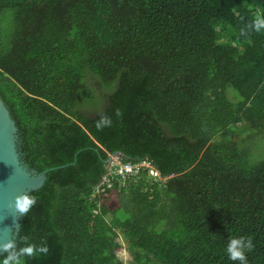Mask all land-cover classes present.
<instances>
[{
	"label": "trees",
	"instance_id": "trees-1",
	"mask_svg": "<svg viewBox=\"0 0 264 264\" xmlns=\"http://www.w3.org/2000/svg\"><path fill=\"white\" fill-rule=\"evenodd\" d=\"M0 97L48 170L0 257L123 264V236L128 264H239L242 237L264 264V0H0ZM115 153L161 179L103 183Z\"/></svg>",
	"mask_w": 264,
	"mask_h": 264
},
{
	"label": "water",
	"instance_id": "water-1",
	"mask_svg": "<svg viewBox=\"0 0 264 264\" xmlns=\"http://www.w3.org/2000/svg\"><path fill=\"white\" fill-rule=\"evenodd\" d=\"M20 144L18 126L0 97V255L21 228L22 215L14 207V198L39 189L47 178L48 170L38 172L24 161Z\"/></svg>",
	"mask_w": 264,
	"mask_h": 264
},
{
	"label": "clouds",
	"instance_id": "clouds-1",
	"mask_svg": "<svg viewBox=\"0 0 264 264\" xmlns=\"http://www.w3.org/2000/svg\"><path fill=\"white\" fill-rule=\"evenodd\" d=\"M110 120L107 117H101V120L97 123V127H101L110 124ZM35 203V199L29 195L27 191L20 192L14 198V207L19 214H24L28 211L29 207ZM12 242L4 245L7 249L11 247ZM252 247L251 240H245L242 237L232 238L229 240L226 246V252L228 254V259L232 261H239V264H247V258L245 255V250ZM47 251L46 246H37L30 242H25V244L18 249L9 253L6 256L0 257V264H24V257H29L35 253H43Z\"/></svg>",
	"mask_w": 264,
	"mask_h": 264
},
{
	"label": "rangeland",
	"instance_id": "rangeland-1",
	"mask_svg": "<svg viewBox=\"0 0 264 264\" xmlns=\"http://www.w3.org/2000/svg\"><path fill=\"white\" fill-rule=\"evenodd\" d=\"M229 97L231 100H236L232 93H229ZM245 124H246V122L244 120H241L238 123L239 126H243ZM258 142L260 145H257L256 151L257 150H258V152L260 151L258 154L260 156H264V153H263L264 152V140L258 139ZM108 162H109V164H108V173H109V172L113 171L115 169V167H119L120 163H123L122 154L121 153L111 154ZM148 174H149V176L154 177V180H160L161 179V177L156 176V172H155V174H151V171H149ZM153 175H155V176H153ZM119 240H120L122 246L117 250V253L120 256V258L123 260V264H128V262L131 261V254L127 248V244H126L123 236H120Z\"/></svg>",
	"mask_w": 264,
	"mask_h": 264
},
{
	"label": "built area",
	"instance_id": "built-area-1",
	"mask_svg": "<svg viewBox=\"0 0 264 264\" xmlns=\"http://www.w3.org/2000/svg\"><path fill=\"white\" fill-rule=\"evenodd\" d=\"M144 166L149 168V171H151V174H155L156 172V176L161 177L160 172L157 169H155L153 166H151L148 161L144 160V161H140L137 163L123 162V163H120L119 167H115L113 171L107 173V175L104 177L103 183L108 182L110 184L109 176L112 173L119 174L122 176V179L126 180L129 176H133L139 173L140 169Z\"/></svg>",
	"mask_w": 264,
	"mask_h": 264
}]
</instances>
